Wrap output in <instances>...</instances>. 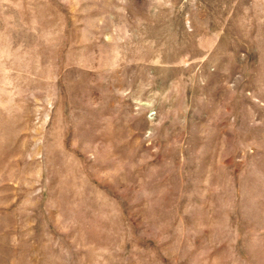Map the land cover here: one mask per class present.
<instances>
[{
    "label": "rangeland",
    "instance_id": "rangeland-1",
    "mask_svg": "<svg viewBox=\"0 0 264 264\" xmlns=\"http://www.w3.org/2000/svg\"><path fill=\"white\" fill-rule=\"evenodd\" d=\"M0 264H264V0H0Z\"/></svg>",
    "mask_w": 264,
    "mask_h": 264
}]
</instances>
